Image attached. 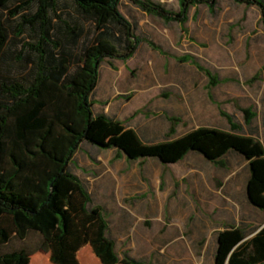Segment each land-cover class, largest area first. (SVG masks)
<instances>
[{"label":"rangeland","instance_id":"1","mask_svg":"<svg viewBox=\"0 0 264 264\" xmlns=\"http://www.w3.org/2000/svg\"><path fill=\"white\" fill-rule=\"evenodd\" d=\"M151 1L174 14L180 11L178 0ZM208 3L192 6L186 23L180 24L146 15L124 0L120 10L145 41L132 59H106L98 84H114L121 95L114 96L112 110L121 121L142 124L145 116H156L154 125L166 123L169 127V118H174L178 120L173 138L200 129L217 131L218 142L233 136L235 144L253 157L251 162L256 160L263 175L264 162L258 160L264 158V27L260 12L256 6L234 0H218L214 9ZM0 13L9 33L3 55L6 75L25 77L36 58L29 44L36 43L37 37L27 24L20 36L16 31L22 16L32 12L16 17ZM52 17L55 40L76 65L83 44H91L98 31L68 0L58 1ZM68 27L79 32L76 44L70 41ZM143 84H149L145 93ZM103 95L106 93L98 88L93 96L96 112L100 111L97 99ZM245 109L255 115L250 125L245 123ZM159 110L165 111L167 119L158 116ZM223 113L233 117L244 135L229 132ZM123 124L124 130L132 129ZM147 136L142 140L154 143L166 135ZM117 151L85 144L71 169L88 186L93 205L102 207L108 235L120 258L129 254L148 264H218L221 240L227 241L229 254L246 239L237 229L227 227L255 226L264 220V212L242 202L249 175L244 159L233 161L230 174L225 175L224 169L197 152L162 163L156 157L131 160L123 152L118 157ZM39 243L40 236L32 232L24 242L13 239L5 250H35ZM79 258L81 264H88L86 256L79 253ZM226 261L227 256L219 264ZM31 264L52 263L47 253L38 251Z\"/></svg>","mask_w":264,"mask_h":264},{"label":"trees","instance_id":"2","mask_svg":"<svg viewBox=\"0 0 264 264\" xmlns=\"http://www.w3.org/2000/svg\"><path fill=\"white\" fill-rule=\"evenodd\" d=\"M58 1L0 0V10L11 17L32 12L22 16L16 36L27 24L37 37L36 43L29 44L36 57L31 71L19 79L8 77L3 55L9 33L0 13V264H30L38 251L49 253L52 264H80L78 252L86 245L102 264H148L129 254L120 258L108 235L102 207L93 205L88 186L72 171L75 155L85 144L114 148L118 157L123 152L131 160L156 157L162 163L177 162L189 152H197L224 169L225 175L230 174L233 161L244 159L249 169L245 200L252 210L264 212V174H259L256 160L251 162L253 157L235 144L233 136L218 142L217 131L200 129L173 139L178 119L169 118L171 127L165 141L145 144L134 130H124L121 121L95 111L93 96L104 61L131 59L145 40L120 10L124 0H68L98 31L91 44H83L73 65V56L55 40L52 13ZM127 1L146 15L185 24L192 6L209 2V8L214 9L218 0H178V14L151 0ZM234 2L256 6L264 27V0ZM67 32L76 44L79 32L70 27ZM243 113L250 125L255 115L249 109ZM223 115L230 124L229 132L244 135L231 115ZM261 226L227 227L237 229L246 239L229 254L227 241L221 240L218 264L226 256V264H264ZM32 232L40 236L37 249L5 250L13 239L24 242Z\"/></svg>","mask_w":264,"mask_h":264},{"label":"crops","instance_id":"3","mask_svg":"<svg viewBox=\"0 0 264 264\" xmlns=\"http://www.w3.org/2000/svg\"><path fill=\"white\" fill-rule=\"evenodd\" d=\"M138 50H139V48H138ZM137 50V51H138ZM137 53V52H136ZM136 55V54H135ZM134 55V56H135ZM133 58V57H132ZM131 58V59H132ZM99 83V82H98ZM100 85H102V87H100ZM144 85V86H143ZM142 85V87H143V89H142V93H145L146 91H147V89H144V87H148V85L149 84H143ZM146 85V86H145ZM98 88H101L102 89V92L103 93H106V95H103L102 97H99V99H97V101L98 102H100V112H103V113H105V114H107V115H109L110 117H112L113 119H115V120H119V121H121L120 119H118L117 118V114H116V112H112V110L114 111V102H113V98H114V96H116V97H118V96H121V95H119V93L118 92H115V88H114V84H98L97 85V87H96V89H95V91H94V95H95V93H96V91H97V89ZM119 98V97H118ZM94 106H96L95 105V103H94ZM156 112V111H155ZM154 112V113H155ZM153 112H152V115L154 114ZM165 111L164 110H159V114H158V116H162V118L163 119H167V117L165 116ZM156 116H154V117H152V118H150L149 116H145L144 118H143V120H142V124H138V123H130V122H123V121H121V122H123V123H125V125H127L128 127H130V128H132L137 134H138V136H139V138H140V140L142 141V142H144L143 140H142V136H149V135H151V134H153L154 136H157V135H159V133L161 134V133H164L166 136H167V132H169L168 130H170V127L171 126H166V123L164 124V125H161V126H156V125H154L153 123H152V120L155 118ZM167 133V134H166ZM184 135V134H183ZM183 135H180V136H178V137H174L173 139H176V138H179V137H181V136H183ZM147 136V137H148ZM166 136H165V138L163 139V140H161V141H157V142H154V143H146V142H144L145 144H155V143H159V142H163V141H165V139H166ZM172 140V139H171ZM81 150V149H80ZM79 150V151H80ZM115 150V149H114ZM78 151V152H79ZM77 152V153H78ZM76 153V154H77ZM77 174V173H76ZM242 188H241V186L239 187V190H241ZM242 202L244 203V205H245V207L246 206H248L247 205V202H246V200H245V195H244V197L242 198ZM261 225L263 226L264 225V220L262 221V223H261ZM261 226V227H262ZM90 249H92V248H90V245H86V246H84L79 252H78V259H79V261H80V258H79V253L80 254H83L84 256H86V259L88 260V264H99V262H98V260L95 258V256L93 255L94 253H93V251L91 252V250ZM45 253V252H44ZM48 255H49V259H50V254L49 253H47ZM100 261V260H99ZM100 263H101V261H100ZM30 264H31V260H30ZM80 264H81V262H80ZM102 264V263H101Z\"/></svg>","mask_w":264,"mask_h":264},{"label":"water","instance_id":"4","mask_svg":"<svg viewBox=\"0 0 264 264\" xmlns=\"http://www.w3.org/2000/svg\"><path fill=\"white\" fill-rule=\"evenodd\" d=\"M263 226H264V225H263ZM263 226H262V227H263ZM236 247H237V246H236ZM236 247H235V248H236ZM235 248H234V249H235ZM234 249H233V250H234ZM233 250H232V251H233Z\"/></svg>","mask_w":264,"mask_h":264}]
</instances>
